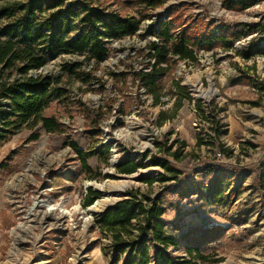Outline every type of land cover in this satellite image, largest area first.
Here are the masks:
<instances>
[{
	"label": "rangeland",
	"instance_id": "obj_1",
	"mask_svg": "<svg viewBox=\"0 0 264 264\" xmlns=\"http://www.w3.org/2000/svg\"><path fill=\"white\" fill-rule=\"evenodd\" d=\"M100 1L107 11L139 18L138 30L106 41L107 57L94 71L91 59L67 52L49 57L37 70L51 76L64 63L81 61L92 72L85 81L64 77L67 99L45 110L63 124L62 133L38 127V138L29 139L33 130L22 128L0 144V264H122L104 254L109 240L94 217L134 188L159 197L165 207L166 233L179 239L172 254L185 255V247L203 235L202 252L209 260L219 258L216 264H264V207L256 184L264 162V38L231 37L235 24L264 19V0L233 9L223 0H162L154 8L140 0ZM165 17H175L181 27L203 20L232 44L197 48L195 62L173 63L161 79V104L155 105L133 75L147 68L149 58L141 50L156 40L150 30ZM5 24L0 21L1 38ZM245 49L252 52L248 59L240 54ZM173 79L201 102L206 117L194 101L174 111ZM159 110L172 115L162 125L156 124ZM92 114L98 121L95 140L86 131ZM68 140L83 150L93 141L96 149L109 146L106 164L103 151L87 159L98 178H87ZM124 156L143 167L117 172ZM154 157L176 171L153 164ZM141 176L158 180L147 185ZM88 187L100 197L84 206ZM211 226L219 233L205 235Z\"/></svg>",
	"mask_w": 264,
	"mask_h": 264
},
{
	"label": "trees",
	"instance_id": "obj_2",
	"mask_svg": "<svg viewBox=\"0 0 264 264\" xmlns=\"http://www.w3.org/2000/svg\"><path fill=\"white\" fill-rule=\"evenodd\" d=\"M140 2L146 8H154L162 0ZM223 2L229 9L250 5L247 0ZM102 5L100 0H0V21H6L1 30L4 38L0 37V144L22 128L33 130L29 139L38 138V132L34 130L38 127L47 133L64 131L63 124L54 114L45 113L54 101L67 99L64 77L88 80L90 70L98 69L107 57L106 41L132 35L138 30L139 18L107 11ZM203 23V20H197L195 24L181 27L175 17H165L151 28L150 33L156 40H151L141 50L144 57L149 58L148 66L134 72L133 82H139L153 104H161V79L168 74L173 63L180 60L195 62L197 48H211L218 43L232 44L222 42L226 35L218 34L210 26L205 28ZM235 28L231 32L233 40L246 33H255L264 38V19L248 24L239 22ZM64 52L84 55V58L91 59L92 68L85 71L82 62L77 61L64 63L61 71L51 76L37 71L42 69L49 57ZM240 54L248 59L252 52L245 49ZM170 92L173 94L174 111L183 101H194L189 90L178 79L172 80ZM194 102L198 114L206 117L201 102ZM88 113L93 111L89 110ZM95 115L100 118L101 114ZM170 117L172 115L167 116L164 110H159L156 124L162 125ZM88 118L91 124L86 131L94 139L98 134V128H95L98 121L94 115ZM94 142L89 150H83L74 141H67L89 179H96L100 174L92 173L87 159L102 151L105 153V164L108 159L109 146L102 145L96 149L97 141ZM202 142L199 136L197 143ZM152 161L166 171H176L163 158L154 157ZM141 167L142 163L129 156H124L115 165L117 172L122 174H131ZM140 180L151 185L158 178L141 176ZM256 184L261 206L264 207V162L258 166ZM98 197L99 193L88 187L83 205L92 204ZM165 211L159 197L143 195L138 188L121 193L119 199L94 217L98 232L109 240L106 248H103L104 254L110 253L114 263L121 260L122 264H216L219 261V258L209 260V256L202 252V244L207 240L203 235L196 236L193 243L185 247V255L172 254L170 248H175L179 239L166 233V222L163 220ZM217 228H205V235L218 234Z\"/></svg>",
	"mask_w": 264,
	"mask_h": 264
}]
</instances>
